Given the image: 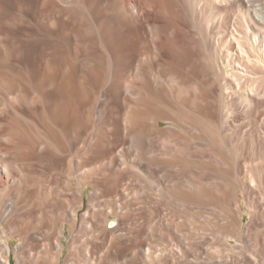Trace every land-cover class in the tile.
Wrapping results in <instances>:
<instances>
[{
    "label": "bare ground",
    "instance_id": "1",
    "mask_svg": "<svg viewBox=\"0 0 264 264\" xmlns=\"http://www.w3.org/2000/svg\"><path fill=\"white\" fill-rule=\"evenodd\" d=\"M11 253L264 264V0H0V264Z\"/></svg>",
    "mask_w": 264,
    "mask_h": 264
},
{
    "label": "rangeland",
    "instance_id": "2",
    "mask_svg": "<svg viewBox=\"0 0 264 264\" xmlns=\"http://www.w3.org/2000/svg\"><path fill=\"white\" fill-rule=\"evenodd\" d=\"M88 50V51H87ZM85 51H87V52H85ZM89 53V49H86V50H84L83 52H82V54H81V52H80V55L82 56L83 54H85V55H87ZM80 56V57H81ZM88 106H85V109H84V119H89V117H90V115H89V111H88ZM86 109H87V112H86ZM89 115V116H88ZM239 116H241V115H239ZM88 117V118H87ZM238 116H236L235 118H234V120L236 121L235 123H237L236 124V126H238L237 128H239V130H237L238 131V138L241 140V139H244V142L241 140V145H240V143H238L239 145H236V146H239V148H240V153H239V155H240V157H241V160L243 161V162H246L247 163V165H249V166H251V163L250 162H252V161H250V160H252L253 158H252V152H253V148L251 147V145H250V142H249V139H250V137L254 134V132L252 133V130H251V127H250V125H249V123L246 121L245 122V120L243 121V119L242 118H237ZM242 117V116H241ZM237 119V120H236ZM241 121V123H240V121ZM245 122V123H244ZM244 123V124H243ZM168 123H166L165 122V124H163L162 125V127H170L171 125H167ZM245 125V126H244ZM247 125V126H246ZM172 127V126H171ZM241 127V128H240ZM245 127V128H244ZM247 127L248 128H250V129H247ZM229 128H227V130L223 133V138L225 139V145H226V148H231V146L232 145H234L233 143H234V140H232V138L233 137H231V136H236L235 135V129H232L231 127H230V129L228 130ZM241 130V131H240ZM243 131V132H242ZM249 131H251V132H249ZM241 132V133H240ZM246 132V133H245ZM249 132V133H248ZM234 133V134H233ZM245 134V135H244ZM247 134V135H246ZM249 134V135H248ZM251 134V135H250ZM240 135V136H239ZM242 135H244V136H242ZM172 136L173 137H175V138H177V139H180V140H182V139H184V138H187V137H185V134H182L179 130H177V129H174V133H172ZM230 137H231V139H230ZM245 137H246V139H245ZM248 138V139H247ZM227 139H228V141H227ZM230 139V140H229ZM231 141H233V142H231ZM247 141V142H246ZM232 144V145H230V144ZM228 144V145H227ZM246 144V145H245ZM228 146V147H227ZM241 146V147H240ZM243 147V148H242ZM251 147V148H250ZM245 149V150H244ZM243 150V151H242ZM249 151V152H248ZM252 151V152H251ZM251 152V153H250ZM241 153H243V154H241ZM243 155V156H242ZM250 155V156H249ZM229 156L231 157V154H229ZM242 157H243V159H242ZM252 158V159H251ZM248 159H250V160H248ZM250 163V164H249ZM253 164V163H252ZM210 168L212 167V166H209ZM139 188V187H138ZM148 189V188H147ZM146 189V187H145V189H140L139 191H138V194H135V197H133L134 199H136V200H138V202H140L142 199V197H144V196H151V197H153V196H157V197H159V198H163V199H165L164 197H165V194H164V187H157L155 190H147ZM162 189H163V191H162ZM144 190V191H143ZM143 191V192H142ZM155 191V192H154ZM146 192H148L147 194H146ZM87 194V190H84V203H85V208L87 207V199H86V194ZM141 193V194H140ZM144 195V196H143ZM163 195H164V197H163ZM140 196H142V197H140ZM139 197V198H138ZM223 200H221V198H218V197H216V196H214V195H212V194H209L208 196H207V203H214V202H222ZM238 201H239V203L241 204V206H242V210H243V212L245 211V203L243 202V199H242V197H240V199H238ZM176 212H178L181 216H184V215H189L186 211H184V210H180V209H177L176 210ZM167 215H168V213H166ZM115 218L113 217V216H108V224H107V227H109L110 226V222H112L113 220H114ZM249 221V216L246 214V213H244V215H243V221H242V224L240 225L242 228H244L245 226H246V224H247V222ZM178 228L180 229V230H185V222L184 221H182L180 224H179V226H178ZM198 228V227H197ZM65 237L66 238H62V242L63 243H65L69 238H70V234H69V231H68V225L66 226V230H65ZM158 237V236H157ZM157 237H155V238H153L152 240L150 239V241L148 240V242L151 244V245H156V244H158V238ZM157 238V239H156ZM155 242V243H154ZM157 242V243H156ZM17 241L16 240H12L11 239V241H10V247H11V249H13L16 245H17ZM233 244H234V242H232ZM66 244V243H65ZM147 247L145 246V249H146ZM30 251V252H29ZM45 253H44V251L43 250H41V249H39V248H37V249H30V250H28L27 251V257L29 258V259H32L33 260V262L34 263H38V262H40V261H42L44 258H45V255H44ZM67 255V251L65 250L64 252H63V255L61 256V261L65 258V256ZM30 256V257H29ZM17 260H18V258L13 254V253H11V256H10V264H16L17 263ZM71 264H74V263H71ZM116 264H121V263H116ZM128 264H138V262H135V261H129V263Z\"/></svg>",
    "mask_w": 264,
    "mask_h": 264
}]
</instances>
